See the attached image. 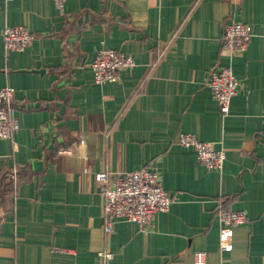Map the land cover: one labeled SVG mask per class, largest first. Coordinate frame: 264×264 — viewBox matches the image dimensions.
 <instances>
[{
    "label": "crops",
    "instance_id": "crops-1",
    "mask_svg": "<svg viewBox=\"0 0 264 264\" xmlns=\"http://www.w3.org/2000/svg\"><path fill=\"white\" fill-rule=\"evenodd\" d=\"M249 25L245 50L220 53L224 24ZM23 25L29 46L6 50L1 30ZM106 47L135 62L93 80ZM229 65L238 81L227 114L205 84ZM11 86L19 129L0 138V175L18 169L0 206V264H264V0H0V87ZM181 132L225 151L200 163ZM152 167L172 196L149 227H102L99 170ZM220 208L243 210L231 247L219 245ZM100 251H111L103 263Z\"/></svg>",
    "mask_w": 264,
    "mask_h": 264
},
{
    "label": "built area",
    "instance_id": "built-area-1",
    "mask_svg": "<svg viewBox=\"0 0 264 264\" xmlns=\"http://www.w3.org/2000/svg\"><path fill=\"white\" fill-rule=\"evenodd\" d=\"M62 12L66 0H53ZM3 46L6 50H22L30 45L33 34L23 25H5L1 30ZM251 37L248 24L231 19L224 24L219 52L233 54L246 49ZM93 80L101 83L115 81L122 70L135 65L130 55H125L112 48L97 49L89 63ZM205 84L212 91L218 103L219 111L227 114L231 97L237 92L238 81L229 65L215 66L206 76ZM14 90L11 86L0 87V138H11L19 129L16 107L13 104ZM178 143L191 147L197 160L209 169L220 170L225 159V151L213 141L198 139L193 133L181 132ZM15 173L12 172V176ZM96 181L101 183L102 227L104 233H110L115 220L124 219L141 225L146 229L158 211H167L172 202L171 194L161 185L160 173L152 167L136 170L94 173ZM219 221V245L221 249L231 247V229L236 224L246 221L243 210L220 208L216 212ZM103 263L112 258L111 251H100ZM194 264H206V252L193 253Z\"/></svg>",
    "mask_w": 264,
    "mask_h": 264
},
{
    "label": "trees",
    "instance_id": "trees-1",
    "mask_svg": "<svg viewBox=\"0 0 264 264\" xmlns=\"http://www.w3.org/2000/svg\"><path fill=\"white\" fill-rule=\"evenodd\" d=\"M12 172L15 173L12 176ZM18 178V169L14 167L7 168L2 171L0 175V206H6V195L12 191L13 186L16 184Z\"/></svg>",
    "mask_w": 264,
    "mask_h": 264
}]
</instances>
